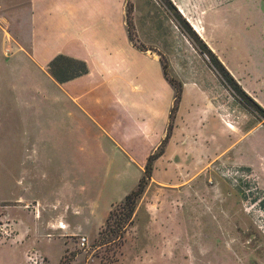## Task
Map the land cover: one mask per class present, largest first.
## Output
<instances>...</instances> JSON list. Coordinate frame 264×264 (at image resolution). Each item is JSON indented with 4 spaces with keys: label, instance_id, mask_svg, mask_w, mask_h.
<instances>
[{
    "label": "crops",
    "instance_id": "1",
    "mask_svg": "<svg viewBox=\"0 0 264 264\" xmlns=\"http://www.w3.org/2000/svg\"><path fill=\"white\" fill-rule=\"evenodd\" d=\"M8 1L0 0V10ZM12 1L7 23L16 32L0 26L1 74L17 78L16 92L25 91V99L6 102L17 111L15 129L1 138V153L24 158L16 171L23 174L24 188L25 175L32 176L29 194L37 204L72 206L82 212V221H89L77 226L61 221L63 228L51 222L52 227L86 232L95 215H83L86 205L94 204L90 184L100 183L102 194L105 186L119 190L120 199H109L108 206L136 186L148 155L166 135L174 89L153 46L129 37L125 0ZM223 3L229 8L223 32H215L219 25L214 20L208 31L202 16L193 17L192 25L240 87L264 108V0ZM77 62L85 71L70 74ZM68 63L71 67L63 66ZM201 93L200 86L182 82L172 130L153 162L151 181L156 185L180 182L177 173H191L193 179L232 144L217 119L201 128ZM200 131L203 136L213 133V138H203L201 145ZM256 141L262 155L258 134Z\"/></svg>",
    "mask_w": 264,
    "mask_h": 264
},
{
    "label": "rangeland",
    "instance_id": "2",
    "mask_svg": "<svg viewBox=\"0 0 264 264\" xmlns=\"http://www.w3.org/2000/svg\"><path fill=\"white\" fill-rule=\"evenodd\" d=\"M224 1L125 0L131 40L142 39L153 46L168 81H184L203 89L201 128L217 119L232 144L193 179L191 173H177L180 182L164 185L150 179L129 216V204L123 198L108 206L109 199H120L118 189L105 186L102 194V185L92 182L89 191L94 204L86 205L83 215L91 214L89 219L95 215L93 225L85 226L86 232L52 227L51 222L77 226L89 221H82V212L72 206L37 204L29 194L34 189L32 176L25 175L26 189L23 174L16 171L24 158L2 156L1 138L12 134L9 128L15 129L17 111L6 105L24 101L25 91L16 92L17 78L2 75L5 68L0 63V264H27L31 251L42 256V264H264V150L259 155L256 141L258 134L264 146V114L244 102L221 76L209 52L201 51L203 45L196 36L202 37L192 25L193 17L202 16L208 31L214 20L219 25L215 32H223L224 19L229 17ZM13 3L9 0L0 10V26L15 33L7 23ZM73 71L76 67L70 74ZM174 116L175 112L172 127ZM200 133L201 145L213 138V133L206 134L208 137ZM100 219L103 221L97 226ZM82 236L84 246L80 245Z\"/></svg>",
    "mask_w": 264,
    "mask_h": 264
},
{
    "label": "trees",
    "instance_id": "3",
    "mask_svg": "<svg viewBox=\"0 0 264 264\" xmlns=\"http://www.w3.org/2000/svg\"><path fill=\"white\" fill-rule=\"evenodd\" d=\"M183 21L185 22V20H183ZM196 38L203 45V47H201V51L206 50L207 52H209V54L211 55V58H212V63L216 66V69L218 70V72L221 74V76H223V78L226 80V82L230 84V86L242 98V100L246 103L253 104L254 106H256L259 109V111H261L264 114V108L261 107L258 103H256L240 87V85L231 76V74L226 70V68L219 61L217 56L211 51V49L207 46V44L202 40V38H199L198 35L196 36ZM73 65L76 67V71H73L71 74H75V73L85 71V67H84L83 63L77 62V63H74ZM163 70H164V66H163ZM51 72H53V70H51ZM164 73H165V70H164ZM169 82L171 83V85L173 86V89H174V98H173V105L170 109V114H169V124L167 127V134H166L165 138L161 141V144L148 155L144 170H143L136 186L130 192H128L122 200V202L124 204H129V211L127 214L128 216L131 215L133 212L134 203H135L136 198L138 196H140V194L144 191L146 185L150 181L151 175H152V170H153V162L156 158H158L163 153L165 143L167 141L168 135H169L171 128H172V123H171L170 119L172 118V116L174 115V112L176 111V109L178 107V103H179L180 98H181L182 84L179 81L178 82L169 81ZM111 213H112V210L109 212V216L111 215Z\"/></svg>",
    "mask_w": 264,
    "mask_h": 264
},
{
    "label": "built area",
    "instance_id": "4",
    "mask_svg": "<svg viewBox=\"0 0 264 264\" xmlns=\"http://www.w3.org/2000/svg\"><path fill=\"white\" fill-rule=\"evenodd\" d=\"M60 227L63 228L64 225L60 224ZM86 243V238L82 236L80 238V245L84 246ZM43 258L37 251H31L27 257V264H42Z\"/></svg>",
    "mask_w": 264,
    "mask_h": 264
}]
</instances>
